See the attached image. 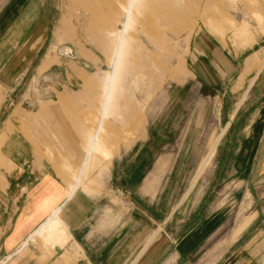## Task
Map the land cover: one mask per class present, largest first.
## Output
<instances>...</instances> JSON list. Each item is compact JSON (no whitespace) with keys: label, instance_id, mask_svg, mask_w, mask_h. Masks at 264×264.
I'll return each mask as SVG.
<instances>
[{"label":"crops","instance_id":"0c3cea01","mask_svg":"<svg viewBox=\"0 0 264 264\" xmlns=\"http://www.w3.org/2000/svg\"><path fill=\"white\" fill-rule=\"evenodd\" d=\"M41 1L0 0V91L23 75L24 60L36 55L19 54L14 48L31 36ZM253 15L264 24L259 5ZM194 46L200 51L191 69L199 80L195 98L198 92L236 98L227 107L225 131L211 141L208 158L197 167L204 169L224 132L213 177L201 185L198 179L186 181L191 132L200 112L195 102L176 106L183 93L194 97L183 89L169 94L164 121L170 116L169 123H182L180 118L188 113L182 134L177 128L170 132L173 143L157 147L147 133L123 158L113 160L112 173L122 174L129 188L126 212L112 208L108 214L100 197L82 189L67 196L51 170L33 164L26 138L7 132L0 144V264H264V51L225 54L203 35L196 37ZM42 60H47L46 54L36 69ZM242 71L247 74L241 88H234ZM3 104L0 100V111ZM175 109L179 113L174 117ZM227 179L229 184L223 183ZM248 195L256 215L233 232L232 202L248 198L239 205L242 213L249 207ZM58 211L63 232L50 226L44 238L40 236L51 245L29 242L32 232Z\"/></svg>","mask_w":264,"mask_h":264},{"label":"rangeland","instance_id":"374dc122","mask_svg":"<svg viewBox=\"0 0 264 264\" xmlns=\"http://www.w3.org/2000/svg\"><path fill=\"white\" fill-rule=\"evenodd\" d=\"M122 2L42 0L35 11L38 18L31 36L26 44L14 48L19 54L36 55L26 58L24 74L0 91L4 101L0 144L5 133L19 132L32 148L33 164L51 170L65 185L67 196L74 189H82L100 197L107 204L108 214L112 208L126 212L129 207V188L124 187L122 174L112 173L113 160L123 158L133 142L147 133L159 147L164 142L173 143L170 132L178 128L182 134L187 126L188 113L180 118L182 123H169L170 116L164 122L169 94L175 90L194 95L187 98L183 93L176 106L195 102L200 112L199 122L190 123L196 130L191 132L186 181L198 179L201 185L213 177L224 132L204 169L197 167L208 158L211 141L226 129L225 113L236 98H219L207 92H198L195 98L193 90L199 80L191 69L194 56L200 53L194 46L196 37L205 36L225 54L264 51V24L253 15L258 5L264 15V0ZM233 22L245 28L238 30ZM44 54L47 60L36 69ZM246 74L242 71L234 88H241ZM247 79L245 83H249ZM248 196L249 207L242 213L239 205L248 198L232 202L233 232L244 219L248 222L242 228L256 215V206ZM50 226L63 232L59 211L35 229L28 241L51 245L40 239Z\"/></svg>","mask_w":264,"mask_h":264},{"label":"bare ground","instance_id":"6f19581e","mask_svg":"<svg viewBox=\"0 0 264 264\" xmlns=\"http://www.w3.org/2000/svg\"><path fill=\"white\" fill-rule=\"evenodd\" d=\"M123 1H124V0H123ZM129 1H130V0H129ZM121 2H122V0H121ZM118 3H119V2H118ZM122 3H123V2H122ZM106 7H107V6H106ZM116 9H117V8H116ZM125 11H126V9H125ZM115 13H116V12H113V14H112L113 17H115ZM64 50H68V49L65 48ZM65 52L68 53L67 51H65ZM0 158H1V157H0Z\"/></svg>","mask_w":264,"mask_h":264}]
</instances>
